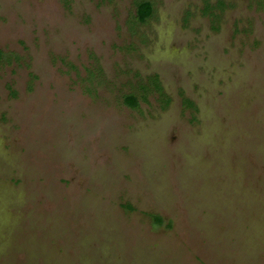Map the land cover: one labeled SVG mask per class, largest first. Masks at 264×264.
I'll use <instances>...</instances> for the list:
<instances>
[{
    "label": "rangeland",
    "instance_id": "rangeland-1",
    "mask_svg": "<svg viewBox=\"0 0 264 264\" xmlns=\"http://www.w3.org/2000/svg\"><path fill=\"white\" fill-rule=\"evenodd\" d=\"M139 1L0 0V264H264V0Z\"/></svg>",
    "mask_w": 264,
    "mask_h": 264
},
{
    "label": "trees",
    "instance_id": "trees-1",
    "mask_svg": "<svg viewBox=\"0 0 264 264\" xmlns=\"http://www.w3.org/2000/svg\"><path fill=\"white\" fill-rule=\"evenodd\" d=\"M153 12H154V8H153L152 2L148 0H141L137 2L136 3V15H135L136 22L140 24H144L148 19L152 17ZM152 86H153L154 93L156 92L160 97L164 96L163 90L161 88L159 81L157 80V77L153 79ZM141 89L142 91L150 92V89H148L147 87L143 86ZM123 104L131 109H137L139 106V99L137 96L133 94L125 95L123 98ZM168 104H169V99L167 98L164 101V105L166 106ZM183 104L188 109H192V108L195 109L194 104L189 99L183 98ZM151 219H152V224L154 226L160 227L164 223V220L157 215H153ZM167 226L170 227L171 226L170 223H168Z\"/></svg>",
    "mask_w": 264,
    "mask_h": 264
}]
</instances>
